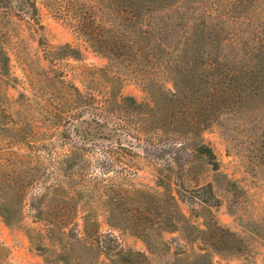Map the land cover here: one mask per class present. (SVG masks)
I'll return each instance as SVG.
<instances>
[{
    "label": "rangeland",
    "instance_id": "obj_1",
    "mask_svg": "<svg viewBox=\"0 0 264 264\" xmlns=\"http://www.w3.org/2000/svg\"><path fill=\"white\" fill-rule=\"evenodd\" d=\"M203 1L211 19L186 14ZM110 2L0 7V200L18 220L8 226L0 217V264H60L58 231L93 245L101 264H187L198 253L215 264H264L260 70L257 79L220 82L217 96L180 77L186 89L170 97L173 76L121 45L100 52L112 47L107 37L81 35L121 29L111 25ZM132 3L137 11L150 6L162 27L157 37L180 45V61L211 50L196 19L222 28L220 57L238 46L256 56L264 47V0ZM198 144L214 160L196 153Z\"/></svg>",
    "mask_w": 264,
    "mask_h": 264
},
{
    "label": "trees",
    "instance_id": "obj_2",
    "mask_svg": "<svg viewBox=\"0 0 264 264\" xmlns=\"http://www.w3.org/2000/svg\"><path fill=\"white\" fill-rule=\"evenodd\" d=\"M7 0H0V7H5ZM127 5H118V0H111L109 5V20H111V25H118L121 27L120 30H114V27H107L106 30L97 31H82L81 35L91 42L97 41L102 38L107 40L112 44V47H102L100 46L99 51L104 52V50H110L121 45L127 48L132 54V59L143 60L145 64L153 68L158 73H165L173 76L174 82L172 87V92H170V97L177 98L186 89V86H182V82H200L202 90L206 92V95L217 96L219 88V83H223L227 80L234 79L236 81L238 78L248 79L250 77L262 74L261 77L264 78V47L262 51L256 56H253V50L249 47H239L230 53L217 54L221 47L217 43V36L222 28L219 25L213 26V30H210V24H207L203 19L200 20V24L203 25V37L202 40L207 39L209 41V46L211 50L204 51V59L193 60L190 62H183L178 59V54L180 52V45L174 41L170 42L166 39H160L157 34L162 32L161 23H152L154 20L151 19L149 15V7L145 9H139L137 11L138 5H134L133 0L127 2ZM20 8L29 9L31 5V0H18ZM150 2L152 1H144ZM199 4V5H197ZM206 1L203 3H196V6L189 7L187 13H191V16L199 12L201 17L206 19V17L212 18L210 12H206ZM124 6V7H123ZM200 7L201 9H197ZM33 9V8H32ZM25 10V9H24ZM186 14L177 15V20L182 22L185 19ZM170 20V18H166ZM208 34H207V33ZM98 38V39H97ZM264 42V41H263ZM104 45V41L102 42ZM107 46V45H106ZM207 46V45H206ZM69 52H71L73 57L79 58V52L73 51L69 46L66 47ZM104 49V50H103ZM135 50V51H134ZM202 57V56H201ZM200 57V58H201ZM257 60V65L255 64ZM261 60V61H260ZM198 63V66L195 67ZM261 63V64H260ZM253 65L256 67L254 68ZM183 80H179V78ZM238 77V78H237ZM204 80V81H203ZM189 85V83H187ZM238 87H236L237 89ZM223 92V90H221ZM135 104L133 99H128ZM104 127V125H100ZM194 151L202 156L207 157L210 161L214 160V154L212 150L205 146L204 144H198L194 147ZM216 164V163H214ZM216 166V165H214ZM56 195L55 193H52ZM20 198L21 194H17ZM172 197V201H173ZM37 217L42 218V209H37ZM17 211L9 205L6 199L0 200V217L4 223L8 226L14 225L18 220L16 218ZM52 215L55 213L52 211ZM55 228H57L55 224ZM57 243L59 244V251L56 254L55 259L60 264H101L95 255H93L94 246L86 243L84 239L79 238L73 233H63L58 231V237H55ZM107 238V237H105ZM120 253L119 255H123ZM183 253L175 254L177 257L181 256ZM131 257L138 258L141 256L140 253H135L130 251L128 253ZM187 264H215L211 257L207 253H198L193 256H187ZM180 259L174 261L175 264Z\"/></svg>",
    "mask_w": 264,
    "mask_h": 264
}]
</instances>
